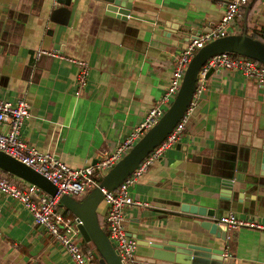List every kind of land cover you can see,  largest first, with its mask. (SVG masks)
<instances>
[{"label":"crops","instance_id":"obj_1","mask_svg":"<svg viewBox=\"0 0 264 264\" xmlns=\"http://www.w3.org/2000/svg\"><path fill=\"white\" fill-rule=\"evenodd\" d=\"M129 1L134 7L121 19L105 14L98 0H73L66 25L48 30L54 0H0V99L28 104L21 127L28 146L71 167L93 165L112 152L161 96L188 39L216 25L226 0ZM226 29V35L264 36V0H248ZM79 61L86 66L81 87ZM202 88L204 102L177 141L128 187L134 200L147 203L127 208L122 221L139 264H164L146 257L156 238L193 246L177 248L186 261L191 255L207 264H264V231L233 228L221 240V231L216 237L200 227L206 217L180 212L213 210V220L217 211L232 212L264 222V175L241 203L231 193L228 202L219 198L230 168L264 173V82L215 69ZM104 208L100 202L96 209L101 220ZM0 264L71 261L19 202L0 194Z\"/></svg>","mask_w":264,"mask_h":264},{"label":"built area","instance_id":"obj_2","mask_svg":"<svg viewBox=\"0 0 264 264\" xmlns=\"http://www.w3.org/2000/svg\"><path fill=\"white\" fill-rule=\"evenodd\" d=\"M247 2L248 0H226L224 11L216 25L188 39L186 45L176 56L171 76L156 103L146 111L143 120L115 146L112 152L101 157L93 165L71 167L48 153H42L28 146L21 138V127L29 116L28 104L24 98L17 99L13 103L0 99V150L37 170L56 187L55 195L50 197L35 187L17 186L0 176V194L19 202L29 212L33 223L66 252L71 264H93V255L91 250L83 249V242L77 229L79 221L73 216L63 215L56 210L59 197L61 195L74 197L85 189L89 190L91 187L97 186V179L156 123L164 112L163 107L169 106L168 101L178 91L184 70L194 53L204 44L225 36L229 23ZM77 64L79 66L78 86L81 87L84 84L86 66L82 61ZM208 67L222 69L226 72L238 71L243 76L254 79L257 83L264 82L263 64L241 56L234 57L227 53L213 55L199 68L191 101L167 136L142 159L116 188L111 191L99 189L103 195L101 202L105 207L102 217L107 231L105 233L108 240L113 243L122 264H139L134 256L136 242L126 233L122 224L124 212L130 207L147 205L146 202L134 200L128 187L166 148L177 141L181 130L188 121L193 100L203 87V76ZM216 223L222 225L224 232L233 228L264 231V222H257L252 217H238L232 212L222 214ZM226 238L225 234L224 240ZM221 256L222 258L228 257L227 248H223Z\"/></svg>","mask_w":264,"mask_h":264},{"label":"water","instance_id":"obj_3","mask_svg":"<svg viewBox=\"0 0 264 264\" xmlns=\"http://www.w3.org/2000/svg\"><path fill=\"white\" fill-rule=\"evenodd\" d=\"M98 1L103 3L105 14L111 16L115 15L121 19H126V15H128L130 9L134 7L129 0ZM71 2H73V0H54L56 5L51 7L47 15V20L50 23L48 25V30H51L53 24L58 26L66 25L71 11L69 8ZM222 53L245 57L264 65V42L254 39L244 33L225 35L204 44L190 58L184 70L178 91L163 114L117 162L97 179V186L91 187L80 199H76L69 195H61L59 197L57 206L64 208L79 221L77 229L80 239L88 250L96 253L97 264H122L113 247V243L108 240L106 233L98 223L96 209L103 197L99 189L103 188L107 191H111L116 188L142 159L167 136L191 101L199 68L213 55ZM213 70H215L213 67L207 68L203 76V81L208 79L210 74L213 73ZM204 90L205 88H201L194 98L188 121L196 115L199 107L203 104L205 99ZM262 156V162L264 163V153ZM229 170L230 173L225 174V176L220 179L219 183L220 188L225 190L219 198L225 202H228L229 194L231 193V195L236 196L235 199H232L236 203H241L242 194L258 183V176L264 175L263 172H259L258 175H251L239 171L234 173L231 168ZM262 170H264L263 166ZM0 172H4L22 186L35 187L50 197H53L56 193L55 185L41 173L1 150ZM233 183L235 184L236 189L234 190L236 191L232 193ZM255 190H257V186ZM258 190L261 191L262 189L258 187ZM251 206L252 203L250 202L248 206L249 209ZM258 207H263V204H259ZM225 210L228 209L225 208ZM180 212H189L198 217H206L205 219L198 218L200 219V227L207 230L209 234H214L216 237H218L216 232L221 231L219 238L221 240L225 239V232L215 223L222 215H219L218 211L216 212L218 216L214 220L212 219L214 214L213 210L203 211L189 208L187 211V209L183 207ZM183 247L191 248L193 246L187 245L185 247L183 243L156 238L153 243L147 245L146 249L148 253L146 257L155 259L164 264H207L206 261L195 262L191 255L188 257V261L184 260L182 255L183 252L177 249Z\"/></svg>","mask_w":264,"mask_h":264},{"label":"trees","instance_id":"obj_4","mask_svg":"<svg viewBox=\"0 0 264 264\" xmlns=\"http://www.w3.org/2000/svg\"><path fill=\"white\" fill-rule=\"evenodd\" d=\"M250 36H251L252 38H254V39H257L256 37H258V38L264 40V36H262V35L259 36V35H258L257 33H255V32H253ZM230 55H232V56H234V57L237 56V55H234V54H230ZM0 176L5 177L9 182L14 183V184H16L17 186H22L20 183L14 181L10 176L6 175L4 172H0ZM96 179H97V177H96ZM56 207H57V206H56ZM68 213H69L68 211L64 210L63 215L68 216V215H69ZM69 216H70V215H69ZM97 218H98V223H99V225L101 226V228L104 230V232H107V231H106V227H105V223L103 222V220H101V219L99 218V216H98ZM82 246H83L84 250H88V249L85 247L84 244H82Z\"/></svg>","mask_w":264,"mask_h":264},{"label":"rangeland","instance_id":"obj_5","mask_svg":"<svg viewBox=\"0 0 264 264\" xmlns=\"http://www.w3.org/2000/svg\"><path fill=\"white\" fill-rule=\"evenodd\" d=\"M173 98H174V96L171 97V98L169 99L168 104H170V103L172 102ZM163 109L165 110L166 107H163ZM87 190H88V189H85V190L81 191L80 194H78V195H74V197H75V198H81L82 196H84V194L87 192ZM99 205H100V204H99ZM99 205H98V207H99ZM98 207H97V210H98Z\"/></svg>","mask_w":264,"mask_h":264}]
</instances>
